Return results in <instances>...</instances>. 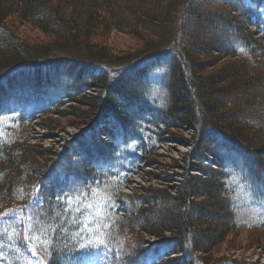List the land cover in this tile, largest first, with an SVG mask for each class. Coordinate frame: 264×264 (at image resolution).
Listing matches in <instances>:
<instances>
[{"label":"trees","instance_id":"1","mask_svg":"<svg viewBox=\"0 0 264 264\" xmlns=\"http://www.w3.org/2000/svg\"><path fill=\"white\" fill-rule=\"evenodd\" d=\"M206 1L198 5L193 0H0V68L30 59L47 62L41 67L23 68L28 69L26 73L14 71V74L30 73L21 81L42 82L29 93V98H24V101H44L32 106L33 111L47 108L50 112L55 110V102L76 101L75 92L93 87L100 89V95L90 102L95 110H87L83 117L92 120L100 113L102 116L96 120L105 128L110 122L107 116L112 122L120 120L119 128L105 132L108 140L99 137L93 141L90 138H95L96 132L82 129L69 154H60L57 166H66L64 178L69 180L71 190L80 188L85 192L83 184L88 179L100 178L105 170L111 174V165L121 155L122 146L136 144L133 150L126 151L133 152L127 154L128 158L132 165H138L172 128L188 126L197 131L178 193L152 189L148 196L142 197L117 193L119 210L108 212L100 222L105 235L103 248L109 252L105 264H252L226 258L211 261L198 252L213 253L234 231V216L243 212L238 207L234 212L237 195L232 189L231 174H240L238 188L248 189L242 190L243 194L255 195L253 186L258 189V183L264 185V112L251 114L246 110L264 101V90L255 93L264 88V60L260 59L264 47L261 37H255L259 31L264 35V0ZM213 1L219 5L206 17L202 11ZM187 12L194 18L195 28L186 24ZM13 15L38 28L49 44L18 36L7 25ZM248 21L255 32L240 26V22L244 25ZM225 26L230 28L229 32L221 29ZM112 30L134 35L142 44L133 52L117 54L106 41ZM204 32L207 35L200 36ZM231 38L237 45L227 46ZM52 47L80 62L63 65L50 63L52 59L45 61L54 58ZM225 55L232 59H225ZM162 65L165 96L158 105V99L151 101L149 97L152 81L148 76H153L151 73ZM8 80L0 82V91L10 87ZM8 96L9 102L20 103L19 97ZM215 137H222L223 143H218ZM27 140L21 126L17 135L0 146V211L25 188L28 190V183L36 181L35 176L46 169L36 159V154H41ZM206 154H213L218 163L211 161V165L204 166V160L208 161ZM59 177L55 187L50 178L49 186L47 178L41 181L42 209L36 204L23 207L28 227L35 224L28 219L33 215L30 213L34 205L36 210L44 211L48 222L64 223L65 227L70 222L63 219L64 203L56 200L58 192L68 188L60 185ZM260 194L264 198V190ZM73 220L79 227L82 219L76 216ZM257 232L252 240L264 241V231ZM89 233L88 227L74 238L70 248L67 243H60L66 236L64 232L48 233L51 248L49 243L37 241L52 256L45 264H61L60 251L66 259L84 261L86 252L73 257V246H78V241L81 245L88 244ZM142 233L155 240H145L140 236ZM39 235L43 237L44 232ZM0 237L2 242H8L4 240L5 234ZM83 250L90 253L89 259L94 257V246Z\"/></svg>","mask_w":264,"mask_h":264},{"label":"rangeland","instance_id":"2","mask_svg":"<svg viewBox=\"0 0 264 264\" xmlns=\"http://www.w3.org/2000/svg\"><path fill=\"white\" fill-rule=\"evenodd\" d=\"M205 1L193 0V2H195L198 5H202L207 2ZM218 5L219 3L214 1L209 3L208 6L202 11L203 14H205L206 17H209L210 15H212L213 11L216 10ZM239 17L241 16L239 15ZM191 18H192L191 15L188 14L186 18V24L190 26V29L195 28L193 25L194 18L192 19ZM237 19H241V18H237ZM7 25L12 30H14L15 33L21 38L27 39L30 42L35 41V43H37L39 41L41 43L49 44L47 42L48 38H46V36L38 28H36L32 24L22 22V20H20L16 15H13L12 17L8 18ZM240 26L249 31L255 30V27L251 25L250 21H248V23L244 25L242 22H240ZM221 29H224L227 32L230 31V28L226 26L222 27ZM258 31L259 30H257V33ZM208 32L209 34L211 33V31H207V33ZM207 33L206 32L201 33L200 36L201 35L205 36L207 35ZM263 36L264 35H262V33L259 31V34H257L255 37H257V39L261 37L260 42L264 47ZM188 40L190 39L188 38ZM106 41L109 48L113 52L120 55L123 53L133 52L136 49H138V47H140V45L142 44L141 41L137 40L136 36L117 30H112L111 32H109ZM235 41H236L235 39L232 40L231 38L228 42H226L227 46L237 45V42ZM52 49L54 48L52 47ZM52 53L54 58H58L59 60H55L54 58L51 57V58H46L45 61H49L52 59L53 61L50 63L53 64L61 63L63 65L67 64L68 62H77V63L80 62L79 59L65 56L64 54L67 53L61 51V49L58 50L54 49ZM262 53L263 56L260 57V59L264 60V50L262 51ZM220 54L224 55L223 52H221ZM224 57L225 59L228 58L226 57V55ZM228 59H232V58H228ZM46 64L47 62L42 64L41 60L34 61L30 59L27 61L14 62L13 65L11 64V66L4 65L0 68V82H3V80L9 78L8 82L10 85L9 88H6V91H4L3 89H2L3 91L2 90L0 91V107L3 108V109L0 108V112L18 109V111L6 113L0 116V129L8 124H14L16 128L18 124H21L24 121L23 135L26 136V139H28L27 141L30 144H32L34 148L41 154V155L36 154V159L40 163L46 165V169L43 173L36 176L35 174L33 175L35 176L36 181H34L33 183L30 182L28 183V190L25 188V190L19 196H17V198L14 201L6 204L5 207L0 211V213H5L15 210L20 216V220L11 225L4 223V220L0 219V232H3V229L5 228L7 229V234H5L6 237L4 238V240L8 241L7 243H4L1 241V237H0V264H45L49 262L52 256L50 257L47 251L41 249L37 241H31V240L26 241L23 239L24 233L27 232L29 229V227L24 226L25 220L22 215L23 207L29 203L30 204L36 203L37 201L39 203L43 202L44 191L42 189L43 185L40 183L41 181H46L45 180L46 178H47L46 181L47 186L50 185L48 184V179L50 178V181L54 184L55 187V185L59 183L58 176H60L59 178L61 181L60 183L61 186L65 187L68 185V188L62 189V191L58 192L59 196H65V195L73 196L77 191H81L80 188H74L71 190L69 185V180L66 181L64 178V174H65L64 169L66 168V166H62V165L57 166L58 157L60 156V154H64V152L69 154V151L72 150L71 149L72 146L76 145L75 144L76 136L83 130L90 129L91 131L96 132L95 134L96 137L90 138V139H94L93 141H95L96 138L99 137L102 138L103 140H108L109 138L107 136V133L105 132L107 131L108 133L112 132L116 128H119L120 126V120H115V122H112L111 118H109L110 116L106 117V119L110 121L106 123L107 125L106 128L103 125V123L102 124L99 123L100 124L99 125L96 119L102 116V114L100 113H98L92 120L91 119L88 120L87 117L86 118L83 117L84 116L83 114L87 110L90 111L95 110L94 106L91 105L90 102L92 103L93 99L94 100L97 99L96 97L100 95V89L93 87L91 89L84 88L77 94H75L76 93L75 92L74 97H76L75 98L76 101H72V102L57 101L55 102L57 103V106L56 105L54 106L55 110H52V112L44 113L39 117H31L30 119L26 120L29 109L32 108V106H37L38 105L37 103H41L44 101L36 102L34 101L35 99L32 101L31 100L24 101L25 100L24 98L25 97L29 98V93L31 94V92L37 90L39 86L42 84V82H39V84H35L34 81L32 80H30L29 82L21 81V79H25L24 77L25 75L30 76V73L25 74L28 71V69H23V68L33 65L37 67H41L42 65H46ZM82 64H85V62H82ZM162 68L163 65L157 69L156 73H151L153 76H148L149 79L152 81V89L149 90V97L151 101L158 99L159 101L157 102L158 105H160L159 103H162L163 98L165 96V89H164L165 82L163 81V77L161 75ZM16 70L17 71L20 70L19 72H25V73L14 74ZM126 70H127L126 68L124 69V71L122 70V73L125 72ZM96 72H99V69H96ZM257 72L258 71H256V74ZM48 74L52 76V73H48ZM149 79L147 78V80ZM62 83L63 85L65 84L64 81H62ZM34 85H36L37 87ZM263 90L264 88L259 91H255V93L262 92ZM3 92L6 93V95H9L8 98L19 97L20 103L18 102L14 103L12 101L9 102L10 100L9 101L7 100L6 95L3 96L1 95V93ZM242 95H249V94L243 93ZM246 110L250 111L251 114L262 115L264 112V101L250 105L249 108ZM106 112L104 113L107 114ZM105 114L104 116H106ZM3 130L4 128L0 131V135L3 134ZM18 130L16 131V135L18 133ZM196 133H197L196 130L194 131L188 126L172 128L170 130V134L164 135L163 136L164 138L161 139V142L157 147H152V149L147 151V153L145 154V158L142 160V162H139L138 165H132L131 159L128 158L129 156L127 154H132L133 152L131 153L126 151L127 149L133 150L136 144L129 143L126 146H122L123 153L120 156H117L116 162H114L111 165L113 170L111 174L107 170H105L99 176L100 178L92 179V180L88 179L83 184L84 187L79 184L80 187L87 189V191H85L87 193V195L85 196L86 199L83 197V199L80 200L78 204L73 205L71 211L67 213L63 212V219H70L69 220L70 222L66 224V227L64 223L55 225L52 222H48V218L46 217V214L41 216L42 219H40L41 221L40 226L43 229L48 230L47 236L45 237L47 241L46 243H49L51 248L52 243L50 241L49 234L52 232L51 229H56V231L64 232L66 235L65 238L63 239L64 241L60 243H62L63 245L67 243L68 248L72 247L73 245L72 243H74L76 237L82 234L85 230H87L86 228L83 227L84 223H88V221L91 220L90 224L94 225V229H92L91 237H88L86 239V242H89L91 240L92 243H94L93 256L98 255V249L96 247L97 245L96 243H98V239L105 241V239L102 238V232L99 229L101 218L110 211L115 212L117 209L119 210L118 207L119 202H116L118 199L117 197L119 195L117 193L120 191L125 194L133 195L134 197L148 196L147 192L150 189L161 190L172 194L178 193L182 185V182L184 180V173H186L185 168L187 164L186 163L187 154L193 150L192 149L193 145L191 144V142L193 141L192 139L196 135ZM210 135L214 136L213 134ZM216 140L218 143H223L224 141L222 137H218L216 138ZM213 148H214L213 150L216 153H219L217 147H213ZM49 153H57L58 155L57 156L49 155ZM206 155L208 161L204 160L203 162L204 166L211 165L212 164L211 161L214 163H218L216 157L213 154L212 155L206 154ZM197 163L199 164L200 162L197 161ZM96 164L100 166L99 163ZM126 167L130 169L129 171H133V172L131 174H127V172L129 171L126 170ZM219 169L221 170V168ZM56 171L57 173H55ZM59 171H63V172L59 173ZM115 171L116 173H118L116 176L114 175ZM192 173L196 175L197 174L201 175L203 178L207 177V175L199 171H192ZM239 175L240 174H237L235 172L231 174L233 178L230 179V182L233 185L232 189L236 191V195H237L236 196L237 201L234 200L235 201L234 212H236L237 207L241 209V211H243L241 215L236 214L234 216L235 217L234 231L230 236H228L227 240L224 243H222L219 247L215 248L213 253L206 255L201 252H198V255L204 258L211 259V261L213 260L225 261L222 258H226V259L238 260L244 263L249 262L252 264H264V241L256 242L252 240V237L256 233V231L258 232L264 231V198H262L260 194L264 190V185L258 183L259 186L258 189L256 188V186H253V191L255 195L243 194V191L248 192V189L246 187L242 188L241 190L240 188H238L240 186L239 184L240 178H238L240 177ZM121 177L122 180L118 179ZM222 182H224V180ZM117 186H120L118 191H117ZM253 196H255L258 202L252 200V198H254ZM234 201L232 200L231 202L234 203ZM87 203L93 204L94 207L91 209L85 207L84 205ZM156 206L158 207L157 204ZM77 207L80 208L79 212L76 211ZM127 207H129V204H127ZM97 208L100 209L98 215L96 214ZM120 208H122V206ZM30 214H33V212H31ZM58 214L61 215L62 213L58 212ZM76 216L82 219V222L80 223L79 227L76 225V222L73 220V218H75ZM86 217H88V220L85 219ZM72 220H73V226H72ZM261 224H263V226H261ZM9 236L11 238H9ZM140 236L144 237V239L147 241L153 242L155 240L152 236H149L145 233L140 234ZM58 239L61 241L62 239L61 236H59ZM58 246H60V244ZM73 247L75 248V254H72L73 257H77V256L81 257V254L83 252H86L87 258L84 259V261L83 258H81V261H78L75 258H71V257L66 259L63 257V252L60 251L61 264L62 263L85 264L86 260L90 258V253L86 250H83L79 241H78V246H73ZM29 248L33 249L36 255H33L32 252L29 251ZM40 253H42L44 257ZM211 261L209 260V262ZM87 264H89V262Z\"/></svg>","mask_w":264,"mask_h":264},{"label":"snow or ice","instance_id":"3","mask_svg":"<svg viewBox=\"0 0 264 264\" xmlns=\"http://www.w3.org/2000/svg\"><path fill=\"white\" fill-rule=\"evenodd\" d=\"M129 146H131V145H129ZM86 195H87V193L84 191H77L73 196H68V195L58 196L56 198V200H57V202L64 203V205H65L64 211H65V213H67V212L72 210V207L74 204H78V202L80 200H82L83 197ZM36 205H39L38 201L36 202ZM36 205L33 206V215H29V217H28L29 220H34L35 224L29 226L28 231L25 232L23 235V239L26 241L31 240V241H39L41 243H46L47 241H46L45 237L47 236L48 230L43 229L40 226V224H41L40 217L43 216L45 213L43 211L36 210ZM84 206L89 208V209L94 207L93 204H91V203H87ZM39 207L42 209V205H39ZM76 211L79 212L80 208L77 207ZM99 212H100V209L97 208L96 214L98 215ZM0 219H3L4 223L11 225V224H14L17 221H19L20 216L18 215L17 211L14 210L11 212L0 213ZM85 219L88 220V217H86ZM90 223H91V220H89L88 223H84L83 227L87 229L89 227ZM55 230L56 229H51V231H53V232ZM40 232H44V237H41L39 235ZM3 234H7L6 228L3 229V232H0V235H3ZM77 234H79V233H77ZM9 238H11V237L9 236ZM100 246L106 247V245H104V241L98 239V243H97L96 247H100ZM81 247L85 248V249H91L93 247V243L90 240L88 244L81 245ZM29 251L32 252L33 255H36V253L33 249L29 248Z\"/></svg>","mask_w":264,"mask_h":264}]
</instances>
